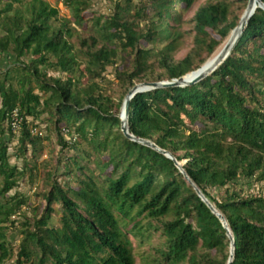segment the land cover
Wrapping results in <instances>:
<instances>
[{"label":"trees","instance_id":"16d2710c","mask_svg":"<svg viewBox=\"0 0 264 264\" xmlns=\"http://www.w3.org/2000/svg\"><path fill=\"white\" fill-rule=\"evenodd\" d=\"M110 1V14L87 18L92 0H56L71 26L45 0H0V63L14 58L0 65V264L13 256L8 229L18 215L15 264H228L221 220L172 159L124 134L122 101L101 83L111 67L128 95L194 72L238 19L228 0L202 6L193 47L176 60L196 0ZM128 126L170 152L224 216L236 244L231 264H264V195L249 192L264 184V10L209 76L137 93ZM53 137L58 159L40 164ZM11 142L21 166L10 162ZM40 165L41 205L28 218L20 213L28 198L10 193L36 179Z\"/></svg>","mask_w":264,"mask_h":264},{"label":"rangeland","instance_id":"374dc122","mask_svg":"<svg viewBox=\"0 0 264 264\" xmlns=\"http://www.w3.org/2000/svg\"><path fill=\"white\" fill-rule=\"evenodd\" d=\"M47 1L51 6L57 7L59 9V17L60 18H66L71 22V26H73L72 18H71V13L70 10L67 6H65L62 2H56V0H45ZM218 0H196L195 3L191 6L190 9H188L184 15V20L185 23L183 25V30L187 33V35L184 37V43L177 49L174 58L176 60L183 59L186 57V55L189 53V51L193 47V34H194V24H193V18L196 16L198 13L199 9L208 4V3H215ZM229 3L231 4V10H232V17L233 19H238L237 26L233 29L229 37L224 41V43L221 45V47L217 50V52L214 54V56L223 48V46L226 44L232 33L240 27L241 25V20L244 16V13L246 11V8L243 7V4L246 2V0H228ZM248 3V2H247ZM113 8V2L110 0H92V10L88 11L85 13V16L88 18L92 17L94 13H97L99 15H108L111 12V9ZM135 10H132L131 13H134ZM146 21H144L142 18L139 20L140 27L142 28ZM246 26L240 27L238 32L236 33V37L240 35L241 33L244 32ZM79 29V28H77ZM212 56V57H214ZM211 57V58H212ZM210 58V59H211ZM13 57L5 58L0 65L1 66H6L10 60H13ZM209 59V60H210ZM209 62V61H208ZM50 74L58 76L59 73H54L52 71H49ZM104 80H102L101 85L106 89L107 93L111 95L116 101L121 100L122 101V107L121 111L119 113V117L124 110V107L127 103V94L125 93L124 89H122L119 84L117 83V80L114 78L113 74V68H109L108 72L104 75ZM44 123H41V128L44 129ZM45 147L42 156L38 159V161L43 163L46 160H50L52 157H54V161L58 159L59 151H60V146L57 144V140L55 137L52 138L51 143L49 142H44L43 143ZM14 145V142L10 143V149L9 152L11 154L10 162L11 164H17L21 166L22 161L18 158L15 157L13 154V149L12 146ZM53 150V151H51ZM65 154L69 155L71 152L66 151ZM53 160V159H52ZM39 173L36 174V179H33L32 181L27 179L25 177L18 185L17 188H15L13 191H11V195H13L15 192H20L22 193L25 197L28 198V206H24L20 213H23L25 216L28 218H31L33 216L32 214V209L34 206H40L41 205V197L37 194H41L43 192V179H42V173L41 171L43 170L42 166H39ZM249 192L254 193V194H263L264 195V184H257L254 185ZM44 205V203H43ZM42 205V206H43ZM13 219L16 220V223L13 227H10L8 229V236L10 237V241L12 243V251H13V256L11 257V260L6 262L5 264H15L16 261V253L19 247V244L22 239V227H21V222L24 220L23 215H18L17 217H13ZM230 252H231V245H230ZM138 259H136L137 261Z\"/></svg>","mask_w":264,"mask_h":264},{"label":"water","instance_id":"95a60500","mask_svg":"<svg viewBox=\"0 0 264 264\" xmlns=\"http://www.w3.org/2000/svg\"><path fill=\"white\" fill-rule=\"evenodd\" d=\"M257 8H261L264 10V3L262 2V0H248V5L246 8V11L244 13V16L241 20V25L240 27L243 26H247V23L249 21V19L253 16V14L255 13ZM239 27V28H240ZM239 28H237L232 35L230 36V38L228 39V41L226 42V44L223 46V48L215 55V57L208 63H205L203 66H201L199 69H197L194 72H191L179 79H175L172 81H164V82H156V83H145V84H140L135 86L128 94L127 96V103L124 107V110L122 111L120 118H121V122H122V131L124 132V134L131 140L138 142L140 144L149 146L153 149H155L156 151H158L159 153L165 155L166 157L172 159L176 166L179 168V170L181 171V173L185 176L186 180L194 187L196 193L198 194V196L202 199V201L208 206V208L221 220L223 226L228 230L229 232V237L231 239V252H230V258L228 261V264H231L234 260L235 257V248H236V244L234 241V237L231 234V231L229 229V226L227 224L226 219L224 218V216L215 208V206L203 195L202 191L194 184V182L191 180V178L187 175V173L185 172L182 164L180 162H178V160L168 151H165L161 148H159L157 145H155L154 143L145 140V139H141V138H137L134 135H132L130 133L129 130V126H128V118H129V107H130V101L131 99L139 92H146L149 90H153V89H161V88H165V87H172V86H180V87H184V86H188V85H192L195 84L199 81H201L202 79H204L205 77L209 76L211 73H213L229 56L231 50L233 49L234 45L236 43H238L243 35V33H241L240 35H238L236 37V33L238 32Z\"/></svg>","mask_w":264,"mask_h":264},{"label":"built area","instance_id":"2783aa9c","mask_svg":"<svg viewBox=\"0 0 264 264\" xmlns=\"http://www.w3.org/2000/svg\"><path fill=\"white\" fill-rule=\"evenodd\" d=\"M12 119H13V124L12 126L14 128L17 127L16 123L18 122V111L17 110H14L13 113H12Z\"/></svg>","mask_w":264,"mask_h":264},{"label":"bare ground","instance_id":"6f19581e","mask_svg":"<svg viewBox=\"0 0 264 264\" xmlns=\"http://www.w3.org/2000/svg\"><path fill=\"white\" fill-rule=\"evenodd\" d=\"M210 61H211V60H210ZM210 61H209V62H210ZM207 63H208V62H207Z\"/></svg>","mask_w":264,"mask_h":264}]
</instances>
